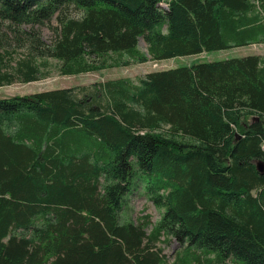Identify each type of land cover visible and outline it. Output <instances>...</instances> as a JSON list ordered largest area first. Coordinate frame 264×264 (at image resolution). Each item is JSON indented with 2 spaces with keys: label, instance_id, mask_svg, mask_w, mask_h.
Instances as JSON below:
<instances>
[{
  "label": "trees",
  "instance_id": "obj_1",
  "mask_svg": "<svg viewBox=\"0 0 264 264\" xmlns=\"http://www.w3.org/2000/svg\"><path fill=\"white\" fill-rule=\"evenodd\" d=\"M258 42L264 0H0V86ZM263 143L264 54L0 96V264H264Z\"/></svg>",
  "mask_w": 264,
  "mask_h": 264
},
{
  "label": "rangeland",
  "instance_id": "obj_2",
  "mask_svg": "<svg viewBox=\"0 0 264 264\" xmlns=\"http://www.w3.org/2000/svg\"><path fill=\"white\" fill-rule=\"evenodd\" d=\"M43 33L44 36L48 37L50 30L47 27H43ZM139 46L140 48L145 49L146 43L142 38L139 39ZM248 53L264 54V42L251 43L228 49L205 51L199 54L175 56L161 60L135 62L128 65L107 67L99 71H86L78 74H61L57 71V69L53 68L50 75L44 78L30 81H14L9 84L1 85L0 96H8L14 93H30L44 89L73 86L78 84H90L94 80L98 81L119 76H128L135 80L138 76L154 69L167 68L198 60L216 59L234 55H244ZM127 197L124 209L133 219L137 220V218L144 213L150 215V220L152 222H155L160 218L163 208L157 207L144 194L141 185L134 189V191ZM160 246L169 262L173 260L175 252L181 248L179 242L173 237L161 242Z\"/></svg>",
  "mask_w": 264,
  "mask_h": 264
},
{
  "label": "water",
  "instance_id": "obj_3",
  "mask_svg": "<svg viewBox=\"0 0 264 264\" xmlns=\"http://www.w3.org/2000/svg\"><path fill=\"white\" fill-rule=\"evenodd\" d=\"M259 167L262 168V164L261 163H259Z\"/></svg>",
  "mask_w": 264,
  "mask_h": 264
}]
</instances>
